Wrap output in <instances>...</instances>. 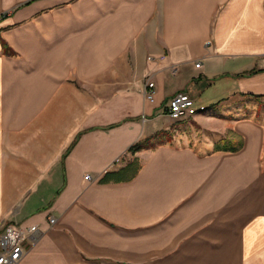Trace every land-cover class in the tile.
<instances>
[{
    "label": "crops",
    "instance_id": "0c3cea01",
    "mask_svg": "<svg viewBox=\"0 0 264 264\" xmlns=\"http://www.w3.org/2000/svg\"><path fill=\"white\" fill-rule=\"evenodd\" d=\"M181 91L217 138L172 139ZM259 97L264 0H0V227L39 228L18 264H264Z\"/></svg>",
    "mask_w": 264,
    "mask_h": 264
},
{
    "label": "built area",
    "instance_id": "2783aa9c",
    "mask_svg": "<svg viewBox=\"0 0 264 264\" xmlns=\"http://www.w3.org/2000/svg\"><path fill=\"white\" fill-rule=\"evenodd\" d=\"M163 56H160L162 58ZM153 60L154 57H149ZM199 62L196 66H199ZM172 71L177 68L172 66ZM145 94L149 98L152 97L154 82L148 79L145 83ZM205 110L204 106H197L194 98L187 92H177L169 100L167 105V113L173 119H181L190 117ZM90 175H86L85 179H89ZM50 223L55 222L54 217H50ZM39 228L36 224L20 225L16 223H6L0 227V264H18L26 252L25 244L33 242L37 236Z\"/></svg>",
    "mask_w": 264,
    "mask_h": 264
},
{
    "label": "rangeland",
    "instance_id": "374dc122",
    "mask_svg": "<svg viewBox=\"0 0 264 264\" xmlns=\"http://www.w3.org/2000/svg\"><path fill=\"white\" fill-rule=\"evenodd\" d=\"M243 103L244 106L246 105V107H241L243 110L240 111V116L254 117V119L263 121L264 123V97L248 99ZM213 111L215 110H209L208 113H212ZM219 117V113H215L210 119H208V123L206 124L198 120L196 121L194 117H189L182 120H172V122L167 124V131L172 134V139H174V137H179V135L184 136L185 139L188 140L186 143L199 146L208 135V137L212 136L217 138L216 136L219 133L218 128L221 126ZM206 125L210 126L211 128L205 127ZM223 145H226V143L220 144L218 146L221 147ZM215 146L212 147L213 150L215 149Z\"/></svg>",
    "mask_w": 264,
    "mask_h": 264
},
{
    "label": "trees",
    "instance_id": "16d2710c",
    "mask_svg": "<svg viewBox=\"0 0 264 264\" xmlns=\"http://www.w3.org/2000/svg\"><path fill=\"white\" fill-rule=\"evenodd\" d=\"M238 145H239V144H238ZM238 147H239V146H236V147H233L232 149H233V150H236Z\"/></svg>",
    "mask_w": 264,
    "mask_h": 264
}]
</instances>
